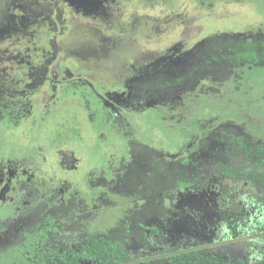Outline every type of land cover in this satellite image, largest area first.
Segmentation results:
<instances>
[{"label":"flooded vegetation","instance_id":"flooded-vegetation-1","mask_svg":"<svg viewBox=\"0 0 264 264\" xmlns=\"http://www.w3.org/2000/svg\"><path fill=\"white\" fill-rule=\"evenodd\" d=\"M233 4L6 1L0 260L32 246L52 264H98L100 246L145 264L264 234V31L206 28ZM65 210L90 220L70 240ZM114 220L140 238L116 245Z\"/></svg>","mask_w":264,"mask_h":264},{"label":"rangeland","instance_id":"rangeland-1","mask_svg":"<svg viewBox=\"0 0 264 264\" xmlns=\"http://www.w3.org/2000/svg\"><path fill=\"white\" fill-rule=\"evenodd\" d=\"M228 1H233V5H226V8L224 10L219 11L220 13H223L226 15V19L223 21H215L206 24L207 29H215L218 28L221 31H240L242 28L250 25L251 29L253 32L258 31V29H261L264 31V0H224L225 4L228 3ZM254 79L256 80V90L260 94L259 96L264 97V69L258 70L257 73L254 75ZM261 102L264 104V99H261ZM151 186L149 181H146L145 183V196L144 199L148 200L150 198V207L152 206L153 201L151 200L152 196L151 190H147L146 188ZM167 186V184H166ZM170 186V185H168ZM152 187V186H151ZM163 187V186H162ZM143 193V194H144ZM170 209L169 207H162L161 208V219L166 220V218L169 217L170 215ZM147 214V212H145ZM130 216L132 213H129ZM59 221H62L61 226L65 229V234L64 238L65 239H73V233L76 232L77 229H83V220H87L88 222L90 221L87 217L85 219H82L81 221L78 220V218L75 217L74 211H63L60 214V218L58 219ZM87 224V225H91ZM111 225H113V231L112 234L109 235L114 243L118 246H125V244H129L131 241V237H136L137 239L140 238V233L141 229L140 227L138 228L140 230L139 234H135L136 230L132 231L130 229V225L122 223V222H117V221H112ZM85 226V227H89ZM84 230V229H83ZM138 230V231H139ZM247 233V235H241L242 237L235 239L234 241H244L243 243H239L236 245H231L230 241L221 243V241H214L213 243H206V249L208 252L216 254L217 256L221 258H235L241 256V248L242 246H253L255 250V256L257 255L256 252L259 251L261 245H264V234L257 237L254 234H249V232H244ZM135 234V235H134ZM195 244L197 245H205L203 244L200 240L196 239ZM244 244V245H243ZM250 252H252L250 250ZM155 262V261H154ZM151 264H169L168 261L166 260H159L153 263L152 261L150 262ZM149 262H145V264H150Z\"/></svg>","mask_w":264,"mask_h":264},{"label":"trees","instance_id":"trees-1","mask_svg":"<svg viewBox=\"0 0 264 264\" xmlns=\"http://www.w3.org/2000/svg\"><path fill=\"white\" fill-rule=\"evenodd\" d=\"M7 0H0V14L6 7ZM263 46L261 50L264 53V41L257 45ZM29 255H24L23 250L10 251L11 257L5 256L1 258L0 264H52L50 260H47L42 256V252L33 250L30 246L28 249ZM248 251L245 255L231 258H221L216 254L210 253L203 249H193L189 251L179 252L172 256L168 262L169 264H264V245H261L258 252L255 250ZM98 264H126L124 260L116 259V251L112 248L97 247L95 250ZM72 259L63 258V264H78L77 258L72 255ZM55 264V262H53ZM138 264V263H134Z\"/></svg>","mask_w":264,"mask_h":264}]
</instances>
